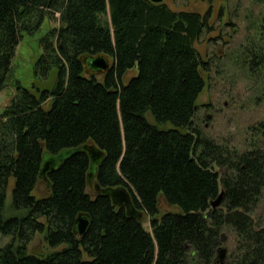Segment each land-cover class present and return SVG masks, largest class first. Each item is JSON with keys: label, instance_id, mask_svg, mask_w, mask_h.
Returning <instances> with one entry per match:
<instances>
[{"label": "trees", "instance_id": "obj_1", "mask_svg": "<svg viewBox=\"0 0 264 264\" xmlns=\"http://www.w3.org/2000/svg\"><path fill=\"white\" fill-rule=\"evenodd\" d=\"M51 19L58 25L40 37L33 74L55 69V84L33 94L16 82L0 113V236L10 238L0 264H214L227 228L235 246L222 264H264V227L252 217L264 191V121L250 130L261 140L243 152L192 128L206 70L194 44L208 15L148 0H0V91L22 35ZM260 23L264 31V12ZM84 55L107 56L111 67L88 75ZM263 56L250 64L263 66ZM90 144L104 154L94 184L126 188L149 231L88 185L84 153L47 174L40 195L43 153ZM10 181L15 214L5 218ZM79 215L89 220L82 236ZM35 234L56 250L28 253Z\"/></svg>", "mask_w": 264, "mask_h": 264}, {"label": "rangeland", "instance_id": "obj_2", "mask_svg": "<svg viewBox=\"0 0 264 264\" xmlns=\"http://www.w3.org/2000/svg\"><path fill=\"white\" fill-rule=\"evenodd\" d=\"M163 3L175 12L192 11L208 15L209 28L194 44L206 70L203 72L205 84L196 101L192 128L202 137L226 146L228 150H248L252 143L261 140L252 136L251 128L264 121V65L250 64L253 55L264 54V31L260 28L264 4L255 0H163ZM57 25V21L51 19L40 31L22 35L12 59L10 78L0 91V113L15 94L16 82L33 94H37V89L49 90L55 84V69L46 79H40L34 76L33 67L41 53L40 37ZM108 61L111 64L110 59ZM134 74L135 70L127 72L124 82ZM101 76L96 77L101 79ZM146 119L154 123L148 113ZM169 127V124H165L161 129ZM214 169L221 174L218 168ZM11 187L12 181L6 193L5 218L15 214L9 209ZM38 191L40 195H45L46 184L43 181H40ZM160 209L165 211L169 207L161 203ZM252 217L258 226L264 227V191ZM142 220L143 227L149 231L148 220L144 217ZM9 239L0 236V247L7 244ZM234 246L235 236L227 228L220 246L226 251L225 257ZM26 249L36 256L56 250L48 247L41 234L33 235ZM223 262L216 258L214 264Z\"/></svg>", "mask_w": 264, "mask_h": 264}, {"label": "water", "instance_id": "obj_3", "mask_svg": "<svg viewBox=\"0 0 264 264\" xmlns=\"http://www.w3.org/2000/svg\"><path fill=\"white\" fill-rule=\"evenodd\" d=\"M148 1L153 4L163 3V0H148ZM108 60L109 58L104 55H97V56L84 55L80 58V61L84 66V72L86 74L94 75V76L103 75L110 69L111 65L109 64ZM77 153H84L87 155L89 159V168L86 176L88 185L92 186L98 195H105L109 197L112 204L118 208L124 209L128 217H135L141 221L143 218V214L141 212H138L134 208L132 204L131 196L126 188L118 187V188L101 189L94 184L96 171L104 158V154L100 149H98L96 146L92 144L84 145L78 148L64 149L61 150L56 155H50L49 153L44 152L42 155V161L40 165L39 179L43 178L47 174L56 171L64 161H66L71 156ZM222 197H223V192H221L220 195L214 201L210 202V206L212 209L219 207L222 201ZM88 227H89V220L87 216L79 215L76 218L74 224L75 233L82 236L87 231ZM225 253L226 251L219 247L216 252V258H218L220 261H223L225 258Z\"/></svg>", "mask_w": 264, "mask_h": 264}, {"label": "flooded vegetation", "instance_id": "obj_4", "mask_svg": "<svg viewBox=\"0 0 264 264\" xmlns=\"http://www.w3.org/2000/svg\"><path fill=\"white\" fill-rule=\"evenodd\" d=\"M90 72H92V71H90ZM91 76H94V75H91ZM41 181H43V183H45L46 186L48 187V183H47V180H46V176H44L43 178H41Z\"/></svg>", "mask_w": 264, "mask_h": 264}]
</instances>
